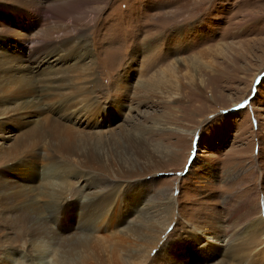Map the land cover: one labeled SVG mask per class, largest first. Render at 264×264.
I'll use <instances>...</instances> for the list:
<instances>
[{"label": "rangeland", "instance_id": "rangeland-1", "mask_svg": "<svg viewBox=\"0 0 264 264\" xmlns=\"http://www.w3.org/2000/svg\"><path fill=\"white\" fill-rule=\"evenodd\" d=\"M91 5L68 44L71 18L0 4L26 36L0 35V264L215 262L199 236L264 214V0ZM47 23L64 40L39 42ZM15 46L29 58L10 68ZM36 222L57 244L33 241Z\"/></svg>", "mask_w": 264, "mask_h": 264}, {"label": "bare ground", "instance_id": "bare-ground-1", "mask_svg": "<svg viewBox=\"0 0 264 264\" xmlns=\"http://www.w3.org/2000/svg\"><path fill=\"white\" fill-rule=\"evenodd\" d=\"M49 1V3L51 5L44 4L43 0H0V4H4L6 5L4 8L8 7L7 12L10 11L12 14H14L17 18H21V15L23 14L21 12V9H28L34 12L35 15H39V14H44L46 15L47 12H49L52 16H56L57 14H60L61 16H66L67 18H71L70 21V25H75L77 24V27L73 28V31L76 33V35L74 37H72L71 39L68 38L66 36V38L69 40L68 44L70 42H73L76 40V38H78V35L80 34V29L78 27V24L81 25L80 21L82 20H86V21H93V19L95 18L96 15H98L99 10L98 7L95 8L94 6H92V3H95L97 1H105V0H47ZM100 9V8H99ZM42 12V13H41ZM51 16V17H52ZM97 17V16H96ZM58 20V19H57ZM48 22V21H47ZM52 23V22H51ZM51 23H47L45 28H43L40 31V35L38 37L39 42H43L45 44H47L48 42H53L55 41L54 39L56 37H54L55 33H60L61 29H63L64 26H62V28L60 26H58L57 24L53 25ZM30 24H32V20L30 21ZM10 25V24H9ZM9 25H7L6 22L1 23V27L0 28V35H3L4 33L7 34H11L12 37L16 36V37H20V36H25L24 33L20 32L19 28H21V23H19L18 21V27L12 29V27H10ZM12 25V24H11ZM67 25V24H66ZM7 27V29H5ZM69 26H67L66 28H68ZM65 28V27H64ZM65 28V29H66ZM71 29V28H70ZM6 30V31H5ZM66 30H63V32H65ZM70 32V31H69ZM73 33V34H75ZM39 34V33H38ZM11 37V36H10ZM26 37V36H25ZM54 37V38H52ZM70 37V36H69ZM64 36H57L56 39L60 40H64ZM9 38L4 39L5 42H11L8 40ZM18 40V38H15ZM66 40V39H65ZM27 41V40H26ZM31 41V40H30ZM66 42V44H67ZM63 42H61L62 44ZM75 44V43H74ZM55 46V45H54ZM61 46V45H58ZM57 48V46H56ZM2 51V50H0ZM24 53V54H23ZM42 53H46V51L44 50ZM5 54V53H4ZM25 55L24 57L20 56V55ZM3 55V54H2ZM6 55V54H5ZM3 55V56H5ZM10 55L15 56V58H11L9 60H7L4 64L5 65H9L10 68H14L15 66V62H17L16 60H21V61H25V59L28 57L29 55L27 54V52L23 51V48H20V46H15L14 50L12 52H10ZM7 56V55H6ZM5 56V57H6ZM8 58V57H6ZM37 59H40L39 61H36L38 63V65H40L42 62L45 63V59L43 58H39V55L37 56ZM15 60V61H13ZM56 61H58L59 59H55ZM47 62V61H46ZM15 63V64H14ZM20 63V62H18ZM24 64V63H23ZM17 66V65H16ZM21 66V65H20ZM19 66V67H20ZM31 66H22L21 68L27 69ZM17 68V67H15ZM36 69V68H35ZM45 69V68H44ZM43 69V70H44ZM11 70V69H10ZM33 68H31V72L33 73ZM13 71V70H12ZM17 71V70H16ZM19 71V69H18ZM21 72V71H20ZM34 74V73H33ZM56 128V127H55ZM41 133V132H40ZM58 137V136H57ZM45 138V137H44ZM48 138V137H47ZM71 138V137H70ZM73 139V138H72ZM69 141V140H68ZM50 153V151H47V153ZM48 153V154H49ZM58 166V165H57ZM56 167V166H55ZM57 168V167H56ZM57 170V169H56ZM52 174V172H51ZM59 174V173H58ZM55 175V174H54ZM57 175V173H56ZM55 179V178H54ZM48 182V181H47ZM52 184H54V186L56 185L57 187L61 186V184L58 183V181L55 182H50ZM49 183V185H50ZM14 184L13 182L11 183V185ZM8 181H0V188L7 190L8 188ZM16 185V184H14ZM45 185V184H43ZM42 185V186H43ZM64 185V184H63ZM46 186V185H45ZM48 186V183H47ZM16 187V186H15ZM44 188V187H43ZM11 189V188H10ZM42 189V188H41ZM40 189V190H41ZM46 189V188H45ZM53 189V188H52ZM50 189V190H52ZM43 190V189H42ZM58 190V189H57ZM152 190V189H151ZM8 191V190H7ZM47 191V190H46ZM141 191H144L145 193H150L149 189H144L141 188ZM5 192V191H4ZM3 192V193H4ZM61 192V191H60ZM7 193V192H6ZM47 193V192H46ZM52 193V192H51ZM109 193V192H108ZM107 193V194H108ZM53 194V193H52ZM55 194V191H54ZM64 194V193H63ZM92 195V194H91ZM154 197V196H153ZM51 198V197H50ZM55 199H58L59 197L56 198V196H54ZM11 199V198H10ZM174 197L172 196V200H170L171 202L173 201ZM54 200V199H53ZM6 201V200H5ZM4 201V202H5ZM55 201V200H54ZM168 204L165 206L166 211H164V213H167L168 208H171L172 203L167 202ZM13 206V205H12ZM34 206V205H33ZM31 207V205H30ZM33 208V207H32ZM22 209V208H21ZM23 210V209H22ZM31 210V209H30ZM33 210H35L33 208ZM32 210V211H33ZM29 211V208L28 210ZM26 211V212H27ZM37 211V210H36ZM25 212V211H24ZM143 217L142 220H149L146 222H143V227L144 229H149L150 232H154L157 233L159 232L163 227L161 224H158L157 222L161 223L158 219H155L156 214L152 213L151 211H145L143 210L142 213ZM244 214L242 215V217L245 215L247 218H245V220H241V218L239 219H234L231 224H230V229L231 232L228 233V235H230L229 237L225 236L224 232H221L220 234H216L215 232H206L205 235L199 236V241L201 243V248L203 250V252L205 251L206 255L210 252V251H216V253L221 252L222 255H224V257H220L218 260L214 261H210L209 263H203V264H264V214L263 215H259L257 217H255V212L252 210L251 206H245L244 210H243ZM28 213V212H27ZM32 213V212H31ZM170 214V213H169ZM242 214V213H241ZM26 215V214H25ZM141 216V214H139ZM158 215V214H157ZM159 215H161V213H159ZM169 216V215H168ZM233 216V215H232ZM28 217V216H27ZM164 218L165 215H163ZM238 217V216H237ZM253 217V218H252ZM25 219V216H22V219ZM31 218V216H30ZM32 219V218H31ZM14 220V219H13ZM28 220V219H27ZM37 220V219H36ZM26 221V219H25ZM139 221V220H138ZM25 223V222H24ZM32 223V222H31ZM37 225H41V222H36ZM42 224H46L45 222ZM149 224V225H146ZM209 226L215 225V227H219L216 223V220L211 219L209 221ZM28 225V224H26ZM34 226L31 225V227L29 228V232H32V237H33V241L34 242H38V241H45L47 242L48 240H51V243L54 242V239L56 238V234H54V232H50L49 230L46 229V227H41V226ZM23 226V225H22ZM34 227V228H33ZM213 227L212 230L210 231H214L213 229L215 228ZM221 227V226H220ZM25 228V226H24ZM43 228L45 229V231L43 230ZM161 228V229H160ZM210 228V227H207ZM205 228L207 231L208 229ZM54 230V229H53ZM202 230V229H201ZM218 230V229H217ZM141 231V230H140ZM164 231V229L162 230V232ZM225 231V230H224ZM201 232V231H200ZM161 233V232H160ZM196 233V232H195ZM213 233V234H212ZM141 234V233H140ZM146 234L149 235V232H146ZM158 234V233H157ZM164 234V232L159 236L161 237ZM38 235H40L38 237ZM188 235V234H187ZM140 236V235H139ZM152 237V236H150ZM209 237L211 238H218L217 240H207L204 241V239H209ZM38 238V239H37ZM40 238V240H39ZM162 238V237H161ZM229 238V239H228ZM32 239V238H31ZM57 240V239H56ZM56 242V241H55ZM54 242V243H55ZM50 243V244H51ZM68 243V242H67ZM34 244V243H33ZM57 244V243H55ZM145 244V243H144ZM147 245V244H146ZM226 246V250L225 252L223 251V246ZM59 246V245H58ZM145 247V246H143ZM218 249V251H217ZM138 252V251H137ZM141 256V255H140ZM41 260V258H40ZM4 263V262H3ZM7 264V263H6ZM38 264V263H37ZM40 264H45V262H41Z\"/></svg>", "mask_w": 264, "mask_h": 264}]
</instances>
